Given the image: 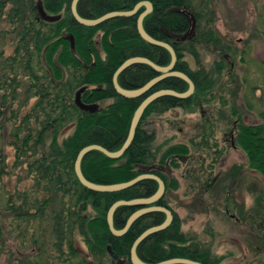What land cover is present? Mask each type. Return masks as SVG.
Wrapping results in <instances>:
<instances>
[{
  "label": "trees",
  "instance_id": "trees-1",
  "mask_svg": "<svg viewBox=\"0 0 264 264\" xmlns=\"http://www.w3.org/2000/svg\"><path fill=\"white\" fill-rule=\"evenodd\" d=\"M71 1L0 0V19L8 23L11 27L8 32L15 39L12 54L6 57L0 54V174L7 172L3 151V145L7 144L14 148V168L25 170L24 177L30 181V185L16 187L12 192L4 191L2 185L0 209L13 216L19 231L21 238L16 250L22 257L26 251L34 250L32 258L29 257L31 264H58L61 258H64L62 264H95L76 248L75 230L82 234L90 256L97 264H101L105 252L113 263L131 264L129 250L135 238L145 229L161 223L165 214L148 212L137 218L121 236L110 233L106 214L117 200L152 195L157 182L145 178L119 191H93L78 181L74 161L78 151L86 145L98 144L110 151L119 149L135 109L147 95L160 89L183 92L188 84L181 78L169 76L138 97L119 95L113 88L112 76L124 60L142 56L159 66H166L170 62L169 52L138 35L136 19L144 7L129 17H113L94 26H85L72 17ZM140 1H149L152 5V10L142 21L144 30L172 46L177 57L174 69L190 77L194 91L184 99L157 98L143 111L133 140L121 156L109 158L92 150L83 156L80 167L84 177L94 183H120L150 172L159 176L167 189L175 188L177 182L153 166L155 154L151 144L154 134L146 132L142 126L152 114L176 107H195L212 89L209 72L202 67L188 68L183 52L196 55V44L209 45L217 51L229 50L230 45L215 30L214 11L207 5V0L197 7L193 6V0H78L76 10L81 17L92 19L110 11L131 10ZM38 2L45 12L57 17L51 21L43 19L38 12ZM183 9L195 19L188 37L185 34L191 27V20ZM98 32L101 33L99 45L104 56L100 55L94 41ZM5 34L3 32L2 38ZM186 42L189 43L187 46ZM251 65L258 66L255 61ZM221 67L218 64L217 71ZM157 75L150 66L136 63L121 71L117 81L124 89H136ZM247 77L244 80L249 87V100L244 95V103L252 109L255 102L252 97L262 102L258 111L260 122L234 123L233 144L245 152L248 167L264 178V96H254L257 89L264 91V86L251 84ZM81 88V102L96 103L97 109L86 111L74 102L75 94ZM68 124L73 126L72 132L59 141L61 130ZM211 132L212 125L206 122L196 146H210ZM188 153L185 144H173L160 155L159 162L166 164L169 159V164L176 166L175 160ZM210 182L205 185L209 186ZM155 205L169 207L163 197ZM88 206L94 209V214H81ZM138 208L118 206L113 213L114 228L121 229ZM1 232L0 228V236ZM2 244L0 256L9 251ZM136 253L142 261L149 263L176 257L202 264L219 263V258L211 257L207 249L200 248L180 230V219L174 212L167 228L142 240Z\"/></svg>",
  "mask_w": 264,
  "mask_h": 264
},
{
  "label": "rangeland",
  "instance_id": "rangeland-1",
  "mask_svg": "<svg viewBox=\"0 0 264 264\" xmlns=\"http://www.w3.org/2000/svg\"><path fill=\"white\" fill-rule=\"evenodd\" d=\"M201 3L204 0H193L192 4L197 7ZM206 3L214 11L215 30L230 48L217 51L209 45L196 44V55L186 51L183 59L188 68L202 67L209 72L212 89L195 107H176L152 114L142 127L154 134L151 144L155 154L153 166L177 182L175 188L165 187L162 197L169 206L166 208L180 219V230L200 248L207 249L211 257L219 258L218 264H264V178L248 167L245 152L232 143L236 134L234 123L260 122L258 111L262 102L252 97L255 102L253 108L248 109L243 96L249 100L246 76L251 84L264 86V0H207ZM10 28L0 19V54L4 57L11 55L15 46L13 34L8 32ZM3 32H6L5 38H2ZM100 35L98 32L94 41L100 55L104 56L99 45ZM252 61L258 66L251 65ZM218 64L222 66L219 71ZM254 96L262 97L264 91L257 89ZM206 122L212 125L210 146H196ZM72 130V125L64 127L59 141ZM178 143L185 144L189 153L178 157L176 166L169 164V159L166 164L159 162L166 148ZM3 151L8 173L0 174V187L4 185V191L12 192L16 187L30 185L24 177L25 170L14 168V148L5 144ZM145 173L150 172L141 174ZM209 181L210 185L206 186ZM94 212L88 206L80 213L93 215ZM13 220L12 215L0 209V238L3 241L0 243L9 250L0 256V264H31L29 257L33 256V249L26 251L24 257L16 250L21 237ZM74 238L80 254L97 264L78 230H75ZM53 256H56L55 252ZM61 260L58 264H62ZM116 263L120 264L118 261L113 263L106 252L103 254L101 264Z\"/></svg>",
  "mask_w": 264,
  "mask_h": 264
},
{
  "label": "water",
  "instance_id": "water-1",
  "mask_svg": "<svg viewBox=\"0 0 264 264\" xmlns=\"http://www.w3.org/2000/svg\"><path fill=\"white\" fill-rule=\"evenodd\" d=\"M77 1L78 0H72L71 1L70 12H71L72 17L75 19L76 22H78L79 24L85 25V26H94V25H97V24L103 22L104 20H107V19L113 18V17H129V16H132V15L136 14V12L138 11V9L141 6H144L145 9L141 13L138 14L137 19H136V29H137L138 35L144 41H146L150 44L161 46V47L165 48L170 54V62L166 66H159L156 63H154L153 61H151L150 59H148L146 57H142V56H134V57H130V58H127L126 60H124L117 67V69L115 70V72L113 73V76H112L113 88L119 95H121L125 98L138 97V96L142 95L143 93H145L147 90H149L154 84L158 83L160 80L164 79L165 77H169V76H175V77L181 78L182 80H184L188 84V88L186 91H183V92H177V91L172 90V89H160V90H157V91L147 95L139 103V105L137 106V108L135 109V111L132 115L130 125H129V129H128V133H127V136H126L125 141L123 142L122 146L115 151H110V150H108V149H106V148H104L98 144H90V145H86V146L82 147L78 151L76 158H75V161H74L75 175H76L78 181L85 188L93 190V191H99V192L119 191V190L125 189V188L133 185L134 183H136L142 179H145V178L154 179L157 182V189L152 195H150L148 197L135 198V199H131V200H117L113 204H111V206L108 208V211L106 214V223L108 225V229H109L110 233L114 236H121L128 230V228L131 226V224L140 216H142L148 212H152V211L163 212L165 214V218L161 223L145 229L133 241V243L130 247V250H129V261H130V263L131 264H202L198 261L190 260L187 258H178V257L165 259V260L155 262V263H149V262L142 261L136 253V247L138 246V244L142 240H144L147 236H149L153 233H156L158 231H161V230H164L165 228H167V226L171 223V221L173 219V215L169 209H167L165 206H162V205H155V203H157L160 200V198L162 197L164 190H165V184L159 176L152 174V173H145V174H139L136 177H134L128 181H125V182L112 183V184H99V183H94V182L86 179L84 177V175L81 171V167H80L81 160H82L83 156L92 150H97L109 158H118L119 156H121L124 153V151L127 149V147L130 145L131 141L133 140L136 127L140 121V118H141L145 108L151 102H153L154 100H156L157 98L162 97V96H173V97H177V98H181V99L189 97L194 91V88H195L194 83L192 82V80L190 79V77L187 74L174 69L177 57H176L175 51L173 50L172 46L167 42H164L162 40H157V39L151 37L144 30L143 24H142L143 18L151 11V8H152L151 3L149 1H140V2L136 3L131 10L110 11V12H107V13L97 17V18H92V19L83 18L78 14V12L76 10ZM38 4H39V2H38ZM37 8H38L39 14L45 20L51 21L57 17V16H53V15L51 16V15L47 14L43 10V8L40 4L37 5ZM184 12H186L190 16V20H191V27H190L189 31L185 34V36H186L192 32L194 24H195V19L189 11L184 10ZM70 42H71V47L73 48L74 42H73V39L71 38V36H70ZM136 63H142V64H146V65L150 66L151 68H153L158 73V75L153 77L152 79H150L148 82H146L144 85H142L139 88H136V89H124V88H122L117 81L118 74L121 71H123L126 67H128L132 64H136ZM82 90L83 89L81 88L76 92L75 98H74L75 103L81 109L86 110V111H93V110L97 109L98 105L96 103L85 104V103L81 102L79 95H80V92ZM120 205L139 206L140 208H138L137 210H135L134 212H132L130 214V216L126 219V221H125V223L121 229H115L113 226V213H114L115 209Z\"/></svg>",
  "mask_w": 264,
  "mask_h": 264
},
{
  "label": "flooded vegetation",
  "instance_id": "flooded-vegetation-1",
  "mask_svg": "<svg viewBox=\"0 0 264 264\" xmlns=\"http://www.w3.org/2000/svg\"><path fill=\"white\" fill-rule=\"evenodd\" d=\"M152 6V5H151ZM144 9H145V7H144ZM151 10H152V8H151ZM231 136H232V134H231ZM232 143H233V141H232Z\"/></svg>",
  "mask_w": 264,
  "mask_h": 264
}]
</instances>
